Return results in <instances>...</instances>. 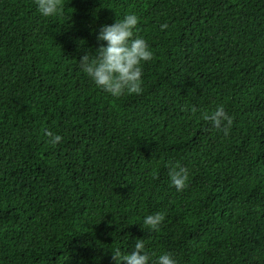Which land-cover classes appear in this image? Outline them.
<instances>
[{"label":"trees","instance_id":"16d2710c","mask_svg":"<svg viewBox=\"0 0 264 264\" xmlns=\"http://www.w3.org/2000/svg\"><path fill=\"white\" fill-rule=\"evenodd\" d=\"M130 12L154 55L142 91L114 97L78 59ZM62 13L0 0V264H113L137 238L178 264H264V0H63ZM218 105L226 129L201 115Z\"/></svg>","mask_w":264,"mask_h":264},{"label":"clouds","instance_id":"9594fccd","mask_svg":"<svg viewBox=\"0 0 264 264\" xmlns=\"http://www.w3.org/2000/svg\"><path fill=\"white\" fill-rule=\"evenodd\" d=\"M37 12L43 17L62 15L63 0H34ZM139 18L135 13H128L112 23H104L95 33L98 42L94 49H85L78 61L82 71L95 86L114 97L142 91V63L153 58L148 41L136 32ZM167 27L160 24L161 29ZM103 43H99V42ZM205 121L215 128H225L232 123V116L222 105L201 113ZM48 143L56 144L61 140L59 134L45 131ZM168 176L177 191L186 186L188 169L177 165L169 168ZM165 212L156 211L143 216V225L151 230L157 229L163 222ZM113 264H178L171 252L164 251L152 256L145 251V241L135 239L130 251H121L119 245L110 249Z\"/></svg>","mask_w":264,"mask_h":264}]
</instances>
